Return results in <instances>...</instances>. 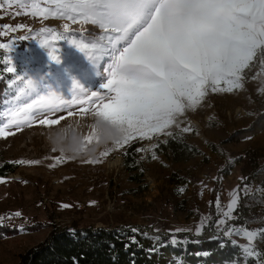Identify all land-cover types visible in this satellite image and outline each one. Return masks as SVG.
<instances>
[{"label":"rangeland","instance_id":"374dc122","mask_svg":"<svg viewBox=\"0 0 264 264\" xmlns=\"http://www.w3.org/2000/svg\"><path fill=\"white\" fill-rule=\"evenodd\" d=\"M37 8L56 15H33ZM63 17L53 0H0V44L8 46L0 48V60L4 75L10 78L9 90L0 102V129L7 133L0 135V168L7 165L15 170L0 178V223L29 224L32 218L41 222L31 232L19 228L0 238V264H21L22 256L49 239L54 226L72 224L81 229L127 227L142 230L146 238L163 237L181 245L188 238L214 234L238 245L244 258L253 257L255 249L264 247L262 235L252 225L236 227L233 220L254 216L248 210L253 206L250 198L237 211L236 204L239 194L264 182L260 176L264 128L252 129L254 123L264 120V64L255 63L253 72L245 70L241 89L209 91L195 109L178 117L177 125L165 130L171 135L136 138L122 147L105 145L94 135V108L82 113L86 105L77 103L54 113L42 110L39 119L60 121L50 126L40 124L39 119L29 124V117L19 111L41 97L70 99L74 82L88 96L92 91L106 92L102 85L112 64L108 53L118 55L127 41H118L119 33L105 32L79 17L77 23ZM20 25L24 27L18 28ZM84 26L93 28L99 39L85 37ZM73 40L105 48L97 64L69 43ZM40 41H54L51 47L59 48V63L49 59ZM8 67L16 71L8 72ZM17 119L25 121L19 128L13 122ZM68 125L84 133L86 144L93 148L91 157L73 158L51 146L49 133ZM186 127L191 131L184 132ZM250 130L247 137L243 135ZM176 136L195 150L189 161L171 163L158 151L168 137ZM129 149L138 155L141 177L132 178L124 170L123 155ZM245 153L255 154L259 167L242 180ZM172 176L184 184H171Z\"/></svg>","mask_w":264,"mask_h":264},{"label":"snow or ice","instance_id":"6c2138e0","mask_svg":"<svg viewBox=\"0 0 264 264\" xmlns=\"http://www.w3.org/2000/svg\"><path fill=\"white\" fill-rule=\"evenodd\" d=\"M53 2L61 16L73 23H77L79 17L105 32L119 33L117 40L127 41V46L118 55L108 53L112 56V64L107 82L102 85L106 92L92 91L88 96L84 88L74 82L70 99L55 95L41 97L19 111L29 117L30 124L39 119L43 111L54 113L70 109L77 103L86 105L81 108L82 113L94 108L96 117L120 126L122 139L116 143L117 147L136 138L151 139L162 133L171 135L165 130L177 125L178 117L186 110L195 109L209 91L231 93L241 89L245 70L258 50L264 49V0ZM33 15L47 18L56 13L37 8ZM53 42L40 41V46L48 50L50 60L59 63V48L51 47ZM69 43L85 52L94 64L104 51L95 43L75 40ZM5 47L8 46L0 44V48ZM7 71L15 72L16 69L8 67ZM29 84L34 91L31 79ZM72 114L68 112L69 116ZM13 122L19 128L25 121ZM59 122L39 119V123L46 126ZM183 131L191 129L186 127ZM6 134L0 129V135ZM232 203L235 204V200Z\"/></svg>","mask_w":264,"mask_h":264},{"label":"trees","instance_id":"16d2710c","mask_svg":"<svg viewBox=\"0 0 264 264\" xmlns=\"http://www.w3.org/2000/svg\"><path fill=\"white\" fill-rule=\"evenodd\" d=\"M254 60L248 68L249 72L256 71L252 67L255 63L264 64V50L259 52ZM9 79V76L4 75L0 60V102L9 90ZM254 128L262 130L264 120L254 123L252 129ZM247 132L249 133H242L246 136L251 130ZM158 151L171 163L189 161L195 155V150L177 136L168 137L164 144L159 145ZM244 156L247 165L241 170V177L242 180H247L256 172L259 162L255 154L245 153ZM137 158L138 155L130 149L123 155L124 170L128 174H133L132 178L141 177L142 172L138 167ZM14 172L13 167L5 165L0 168V178ZM172 183L184 184L182 179H175L173 176ZM253 186H255L253 190L239 194L236 211L245 199L250 198L253 206L248 210H251L254 216L240 221L235 218L233 221L236 227L250 228L251 225L256 227L264 242V182L254 183ZM235 212L234 215L237 216ZM40 223L39 221L35 223L33 218L29 224L0 223V238L16 233L19 228L31 232L37 225H41ZM51 231L45 243L37 245L22 256L21 264H264V247L255 249L253 257L244 258L238 245L226 237L214 234L203 235L197 239L191 237L181 245L163 237L154 243L143 235L142 230L127 227L114 230L81 229L79 225L72 224L62 228L54 226Z\"/></svg>","mask_w":264,"mask_h":264},{"label":"clouds","instance_id":"9594fccd","mask_svg":"<svg viewBox=\"0 0 264 264\" xmlns=\"http://www.w3.org/2000/svg\"><path fill=\"white\" fill-rule=\"evenodd\" d=\"M94 135L101 144L118 143L122 139L121 128L110 120L96 117L92 125ZM49 142L52 147L70 157H91L93 148L86 144L84 133L77 127L68 125L55 129L49 133Z\"/></svg>","mask_w":264,"mask_h":264},{"label":"bare ground","instance_id":"6f19581e","mask_svg":"<svg viewBox=\"0 0 264 264\" xmlns=\"http://www.w3.org/2000/svg\"><path fill=\"white\" fill-rule=\"evenodd\" d=\"M54 24H56L55 22H54ZM53 24V25H54ZM51 26V25H50ZM55 26V25H54ZM85 27V29H83L82 30V32H84V33H86L84 36L85 37H88V38H90V39H93V40H98L99 39V36H98V34H97V32H94V30H93V28H90L89 26H84ZM96 31V30H95ZM111 30H109V31H107V32H110ZM81 35V34H80ZM104 43V42H103ZM103 46V45H102ZM105 49V48H104ZM103 49V50H104ZM103 53V52H102ZM60 124V123H59ZM197 125V124H196ZM198 126V125H197ZM115 162V161H114ZM116 164H117V162H116ZM109 165H111V166H113V165H115V163H110ZM260 176H261V178H264V169L260 172Z\"/></svg>","mask_w":264,"mask_h":264},{"label":"built area","instance_id":"2783aa9c","mask_svg":"<svg viewBox=\"0 0 264 264\" xmlns=\"http://www.w3.org/2000/svg\"><path fill=\"white\" fill-rule=\"evenodd\" d=\"M151 241H153L154 243H156V242H158V238H156V239H150Z\"/></svg>","mask_w":264,"mask_h":264}]
</instances>
